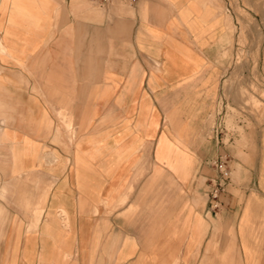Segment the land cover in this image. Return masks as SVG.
I'll return each mask as SVG.
<instances>
[{
    "label": "crops",
    "instance_id": "1",
    "mask_svg": "<svg viewBox=\"0 0 264 264\" xmlns=\"http://www.w3.org/2000/svg\"><path fill=\"white\" fill-rule=\"evenodd\" d=\"M224 3L0 0V264H264V122L218 123Z\"/></svg>",
    "mask_w": 264,
    "mask_h": 264
},
{
    "label": "rangeland",
    "instance_id": "2",
    "mask_svg": "<svg viewBox=\"0 0 264 264\" xmlns=\"http://www.w3.org/2000/svg\"><path fill=\"white\" fill-rule=\"evenodd\" d=\"M224 10L235 32L233 63L217 107L227 140L233 131L243 134L239 122L249 124L248 113L264 122V0H225Z\"/></svg>",
    "mask_w": 264,
    "mask_h": 264
},
{
    "label": "built area",
    "instance_id": "3",
    "mask_svg": "<svg viewBox=\"0 0 264 264\" xmlns=\"http://www.w3.org/2000/svg\"><path fill=\"white\" fill-rule=\"evenodd\" d=\"M100 5H107L112 0H96ZM216 169V176H214L210 182L212 184V190L210 192L213 199H215L214 205L216 206L219 194L226 189L227 184L232 177V164L227 157L220 158L214 162Z\"/></svg>",
    "mask_w": 264,
    "mask_h": 264
},
{
    "label": "bare ground",
    "instance_id": "4",
    "mask_svg": "<svg viewBox=\"0 0 264 264\" xmlns=\"http://www.w3.org/2000/svg\"><path fill=\"white\" fill-rule=\"evenodd\" d=\"M121 201V200H120ZM122 202V201H121Z\"/></svg>",
    "mask_w": 264,
    "mask_h": 264
}]
</instances>
